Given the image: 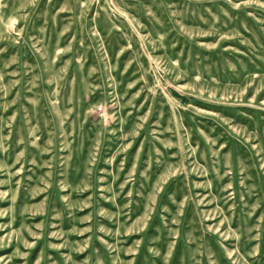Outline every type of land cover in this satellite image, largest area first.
Wrapping results in <instances>:
<instances>
[{"label": "rangeland", "instance_id": "1", "mask_svg": "<svg viewBox=\"0 0 264 264\" xmlns=\"http://www.w3.org/2000/svg\"><path fill=\"white\" fill-rule=\"evenodd\" d=\"M0 264H264V0H0Z\"/></svg>", "mask_w": 264, "mask_h": 264}]
</instances>
